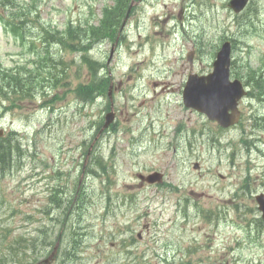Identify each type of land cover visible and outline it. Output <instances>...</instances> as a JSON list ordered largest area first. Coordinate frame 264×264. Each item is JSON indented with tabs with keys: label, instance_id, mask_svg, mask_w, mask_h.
Masks as SVG:
<instances>
[{
	"label": "rangeland",
	"instance_id": "374dc122",
	"mask_svg": "<svg viewBox=\"0 0 264 264\" xmlns=\"http://www.w3.org/2000/svg\"><path fill=\"white\" fill-rule=\"evenodd\" d=\"M24 1L26 6L31 3V0ZM228 1L138 0L134 3L132 14L118 31V47L109 64L114 80L116 126L104 135L103 150L99 152L107 157L110 152L114 153L109 159L115 166L109 176L112 185L110 189L107 187L106 175L102 178L84 175L87 189L83 207L72 212L70 224L73 228L78 224L92 227L82 237L79 247L68 241L70 256L59 258L55 264H264V232L258 236L254 226L247 227L249 220L261 215L254 195L264 192V157L257 153L248 164L247 147L236 151L234 159L230 154H218L222 147L226 152L231 149L227 145L229 139L233 143L237 139L241 141L244 128L220 131L204 115L181 106L182 72L185 68L187 73L189 68L188 64L183 67L182 64L186 51L193 45L196 30L197 51H203L197 60V71L210 69L219 41L233 35L238 43L234 57L239 71L245 74V66L249 65L264 72V0H252L250 7L240 14L228 8ZM4 2L0 1V13L9 16ZM16 2L23 4V0ZM113 3L114 0H39V21L26 26L29 38L38 42L36 50L48 49L58 62L75 60L68 68L58 67L55 74L62 80L51 91L52 81L46 65L38 67L33 62L37 60L33 50L23 47L25 53H20V40L0 24V63L10 69L27 62V69L34 70L40 80L39 101L27 102L26 107L3 118L9 133L17 132L24 144L17 168L4 181L5 205L12 203L16 211L26 210L38 217L39 223H30L29 230L39 224L50 235L58 232L55 217H64L65 202L62 208H52L49 215L42 212L47 204L46 183L50 175L53 182L59 177L52 172L55 168H61L72 180L81 175L86 147L80 144L83 137L79 131L90 129L84 138L91 142L98 128L90 127L89 122L100 123L108 105V99L102 97L90 105L80 106L79 93L73 89L89 79L88 67L81 62V52L64 49L59 43L48 44L44 37L49 34L44 30L48 25L61 30L80 20L83 24L85 21L99 24L104 6ZM181 10L187 33L179 31L168 36L173 24L180 21ZM255 11L259 14L258 27L249 18ZM112 40L109 37L96 44L93 56L107 63ZM45 98L52 100L51 109L42 107ZM197 133L205 134L206 139L218 137V143L216 146L210 143L209 147L202 138L197 142ZM102 139L103 136L99 141ZM55 147L58 149L56 160L61 164H55L51 158ZM171 147H176L175 151ZM263 149L260 143L257 150L263 153ZM194 153L197 157L192 156ZM195 158L201 162L197 170L193 168ZM154 170L164 172L163 184L141 187L136 172ZM248 174L252 196L238 192L237 197V184ZM172 187L177 188L172 190ZM164 191L170 194V203L190 198L197 204V210L199 207L211 210L214 218L220 212V220H204L196 214L195 206L184 213L183 203L179 213L175 204H169L171 210L159 214ZM73 193L68 190L64 199L71 200L69 195ZM116 194L134 195L128 198L132 203L121 206L113 196L114 203L109 205L107 198ZM88 205L92 206L85 212ZM133 239L134 244L128 246V241ZM65 247L64 241L61 248ZM51 249L47 247L46 252Z\"/></svg>",
	"mask_w": 264,
	"mask_h": 264
},
{
	"label": "water",
	"instance_id": "95a60500",
	"mask_svg": "<svg viewBox=\"0 0 264 264\" xmlns=\"http://www.w3.org/2000/svg\"><path fill=\"white\" fill-rule=\"evenodd\" d=\"M247 0H238V4L237 5H233L235 7L236 10L241 9ZM236 3V1L234 2V4ZM213 89L215 91V93L218 95V102L217 104H213V107H205L203 108V106L197 105L198 107H201V110H205L210 117L214 118V117H219L220 111L222 110V108L226 105H230L231 101L228 97H230V93H231V89L228 85H226L223 82H219L216 83L213 86ZM197 97H201L202 99V92L201 90H197ZM109 118V116H108ZM112 119L109 118L108 121H110ZM150 180L154 181L158 178V176L156 174H152L148 177ZM257 200L260 204V209L263 211V217H264V195H259L257 196Z\"/></svg>",
	"mask_w": 264,
	"mask_h": 264
},
{
	"label": "trees",
	"instance_id": "16d2710c",
	"mask_svg": "<svg viewBox=\"0 0 264 264\" xmlns=\"http://www.w3.org/2000/svg\"><path fill=\"white\" fill-rule=\"evenodd\" d=\"M0 163L5 167L9 163L8 155L5 153L0 154ZM4 261V260H2Z\"/></svg>",
	"mask_w": 264,
	"mask_h": 264
}]
</instances>
